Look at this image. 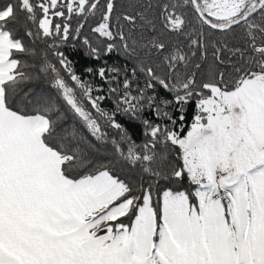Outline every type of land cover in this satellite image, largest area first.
<instances>
[{
	"label": "snow or ice",
	"instance_id": "obj_1",
	"mask_svg": "<svg viewBox=\"0 0 264 264\" xmlns=\"http://www.w3.org/2000/svg\"><path fill=\"white\" fill-rule=\"evenodd\" d=\"M0 264H264V0H0Z\"/></svg>",
	"mask_w": 264,
	"mask_h": 264
},
{
	"label": "trees",
	"instance_id": "obj_2",
	"mask_svg": "<svg viewBox=\"0 0 264 264\" xmlns=\"http://www.w3.org/2000/svg\"><path fill=\"white\" fill-rule=\"evenodd\" d=\"M76 59L79 61V58L78 57H76ZM105 106H107V105H105Z\"/></svg>",
	"mask_w": 264,
	"mask_h": 264
}]
</instances>
